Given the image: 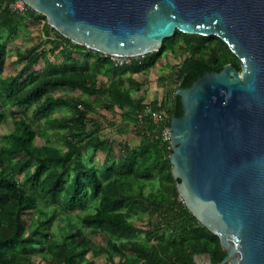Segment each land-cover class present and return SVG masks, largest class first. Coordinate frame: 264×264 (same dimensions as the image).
<instances>
[{
    "label": "trees",
    "instance_id": "trees-1",
    "mask_svg": "<svg viewBox=\"0 0 264 264\" xmlns=\"http://www.w3.org/2000/svg\"><path fill=\"white\" fill-rule=\"evenodd\" d=\"M15 1L0 0V33L12 38L41 23L44 43L17 52L21 69L6 77L0 43V111L19 110L11 111V126L0 136L5 142L0 145V264H37L35 254L42 264H95L89 254L105 255L107 264H196L195 257L203 255L209 264H220L226 251L186 208L171 175V145L163 132L183 113L166 82L187 88L228 64L240 71V60L217 37L175 31L158 52L114 66L109 57L61 36L29 7L13 11ZM56 53L61 61L55 64ZM164 54L182 60L158 78L161 99L140 96L127 103L123 91L143 87L133 76L149 72ZM81 56L92 61L82 63ZM63 90L80 95H56ZM92 99L106 112L119 110L120 122L132 126L133 141L117 143L121 154L113 164L115 141L102 132L115 123L89 118L95 113ZM61 109L69 114L51 117ZM0 120H5L1 112ZM59 134L60 145L52 140ZM89 152L105 153L107 159L96 167L84 158ZM76 213L80 224L66 226L55 240L52 223ZM135 215L145 216L141 226L133 222Z\"/></svg>",
    "mask_w": 264,
    "mask_h": 264
},
{
    "label": "water",
    "instance_id": "water-1",
    "mask_svg": "<svg viewBox=\"0 0 264 264\" xmlns=\"http://www.w3.org/2000/svg\"><path fill=\"white\" fill-rule=\"evenodd\" d=\"M23 1L61 36L104 56L158 52L175 31L228 46L240 71L228 64L175 91L183 115L170 123L171 175L226 251L220 264H264V0Z\"/></svg>",
    "mask_w": 264,
    "mask_h": 264
},
{
    "label": "rangeland",
    "instance_id": "rangeland-1",
    "mask_svg": "<svg viewBox=\"0 0 264 264\" xmlns=\"http://www.w3.org/2000/svg\"><path fill=\"white\" fill-rule=\"evenodd\" d=\"M41 23L32 25L28 30L26 28H21L20 32L17 36L8 38L7 35H5L3 32L0 33V43L2 46V54L5 57V63L2 67L1 75L2 77H6L9 75L15 74L17 71L21 69L22 63L17 58V52L28 49L32 45L37 44H43L44 38L41 35ZM79 60L82 63H87L88 61H92V59L85 58L83 56L79 57ZM181 58L174 59L170 54H164L162 58L157 62L156 66L151 69L149 72L145 74H138L134 75L133 78L137 80L139 83L143 85L140 91H129L125 90L123 91L124 97L126 99L127 103H130L131 101L139 98L140 96H144L146 100L151 101L154 98L161 99L163 95L164 89L159 87L157 85V80L161 75H169L173 69L179 64ZM51 61L53 63H57L61 61V58L58 53H56L53 57H51ZM100 80L104 79L102 75H99L98 77ZM117 82L121 85V77L117 78ZM166 85H168V89H173V91L177 89V86H172L169 82H166ZM68 93L70 96L73 95H80L79 92H74L73 94L67 90H63L61 92H58L56 95L59 96L61 94ZM93 106L95 113L90 114V119L95 120H105V121H113L115 123V127L112 129H106L102 132V135L106 138H111L115 141L113 144L112 154L110 156V164H113L116 162L120 157V150L118 147L119 142H122L123 140L127 139L129 141H133L132 137V126L125 125L120 122L119 119V110H117L115 113H109L103 110L101 107V101L92 99ZM4 111V112H3ZM11 111L19 112L18 109H8V110H2L1 115L4 117V121L0 120V136L4 133L8 132V129L10 128L11 124ZM69 114V110L67 109H61L57 110L54 113L51 114V117H62ZM61 135L52 136V140L55 143H58L60 145L61 141ZM5 144L4 141H1L0 139V145ZM37 144L41 145L43 144V140L39 139L37 140ZM84 158L88 159L87 161H90L94 166L100 167L101 164L107 159L106 154L102 152H89L86 155H84ZM22 182L27 186V180L26 176L20 177ZM129 213L134 214V212H131L130 207L126 209ZM79 213H76L74 215L68 216L64 219V222H57L54 221L50 227V231L55 236V240L59 241V239L65 234L66 226L68 225H77L80 224L78 215ZM145 216L137 217L135 215V218L133 219V222L135 225L141 226L144 223ZM90 234V232H88ZM91 235V234H90ZM95 241H93V245H95ZM95 247V246H93ZM89 259H93L95 264H107L106 256L102 255L97 258H94L91 254L87 256ZM33 259L37 264H42L43 259L42 256L39 254L33 255ZM196 263L197 264H207V260L205 256H197L196 257Z\"/></svg>",
    "mask_w": 264,
    "mask_h": 264
},
{
    "label": "built area",
    "instance_id": "built-area-1",
    "mask_svg": "<svg viewBox=\"0 0 264 264\" xmlns=\"http://www.w3.org/2000/svg\"><path fill=\"white\" fill-rule=\"evenodd\" d=\"M28 6L25 4L23 0H16L14 3L11 4V9L13 11L23 13L27 10ZM109 57L110 62L114 66H123L129 64V60L132 58H126V57H116V56H107ZM170 129V128H169ZM167 129L163 132V136L165 139H169V133L170 130Z\"/></svg>",
    "mask_w": 264,
    "mask_h": 264
},
{
    "label": "crops",
    "instance_id": "crops-1",
    "mask_svg": "<svg viewBox=\"0 0 264 264\" xmlns=\"http://www.w3.org/2000/svg\"><path fill=\"white\" fill-rule=\"evenodd\" d=\"M195 262H196V258H195Z\"/></svg>",
    "mask_w": 264,
    "mask_h": 264
}]
</instances>
